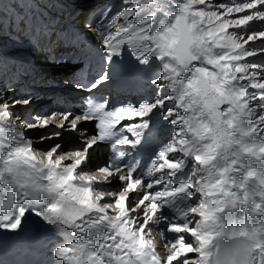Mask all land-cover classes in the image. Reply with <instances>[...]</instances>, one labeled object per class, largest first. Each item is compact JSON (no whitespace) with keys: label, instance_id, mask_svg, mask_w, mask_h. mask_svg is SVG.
Returning <instances> with one entry per match:
<instances>
[{"label":"snow or ice","instance_id":"obj_1","mask_svg":"<svg viewBox=\"0 0 264 264\" xmlns=\"http://www.w3.org/2000/svg\"><path fill=\"white\" fill-rule=\"evenodd\" d=\"M32 7L12 5L0 26L47 39ZM253 22L264 25V0H121L86 25L89 39L70 37L83 45L77 70L97 65L74 85L90 94L82 103L25 116L34 95L0 87V232L36 217L63 233L51 264H219L225 238L250 241L248 264H264V27ZM9 43L23 47L11 37L0 58ZM118 76L142 98L95 95Z\"/></svg>","mask_w":264,"mask_h":264},{"label":"bare ground","instance_id":"obj_2","mask_svg":"<svg viewBox=\"0 0 264 264\" xmlns=\"http://www.w3.org/2000/svg\"><path fill=\"white\" fill-rule=\"evenodd\" d=\"M51 1L54 2L55 0H28V3L34 5V7L27 10L30 15L34 13L35 15L40 16L44 23L49 25L47 31V40L49 41L55 40L56 34L61 31L59 27L60 23H58L61 21V15L67 14V16H70L69 23H71L72 27L79 31L81 30V32L85 29L84 33L86 34V39H89L88 28L83 26L87 23L89 14L95 13V15L91 16V21H94L95 16L98 14L96 12L101 8L103 9L106 4L119 7L121 3V0H65L70 5H76V8L55 10L50 9V6H48V3ZM24 2L25 0H2V2H0V20L4 19V13L8 12L12 5H20ZM218 2L227 3L229 0H218ZM15 10L20 12L19 8H16ZM20 14L23 13L20 12ZM75 16H77L76 19ZM253 27L259 30L261 27H264V25L253 22ZM11 37H16L18 43L23 47L17 49L9 43V46L3 49L2 58H0V87L9 85L8 87L12 88L18 96L27 95L29 93L32 95H38L29 107L20 109L23 115L29 116L48 112L50 109L57 107H63L65 106V98L76 104L81 99L80 97L84 93H87L83 90L76 89L74 85L77 81L86 83L90 80L95 74L97 65H93L92 71H78V59H73V57L76 56H68L65 58L61 56L63 58L61 60L59 59V54H62V51H60V53L56 52L58 55L55 54V63H51L48 60L47 54L44 52V46H42L46 40L43 35L39 38H35L30 34V30L21 28L19 31H14L11 27L4 28L0 26V43L7 46ZM53 45H56L57 48L58 44H52L51 46ZM57 59H59L61 66H57L59 65L56 63ZM22 63H27L29 66L35 67V71L39 73V76L35 78L36 82L28 85V89L24 87L19 88L13 83L14 79L17 78L16 72ZM55 64L56 67L54 66ZM23 78L26 79L22 80V85L24 82H30V79L27 77L24 76ZM126 81V77L118 76L112 83L101 86L99 91L96 92V96L107 97L115 104L126 101L135 102L141 99L144 93L139 91L135 85L128 84ZM144 87L150 92V89H148L146 85ZM55 96L57 97V100L55 99ZM158 133H160V139H163L164 133ZM29 135L35 139L39 133L33 131L29 133ZM107 150L110 151V146L102 147L100 149V152L98 153L100 159H103V154ZM254 163L257 166L259 165V161H255ZM237 216L243 218L244 214H233L229 216L228 219L233 220ZM250 222L253 225H258L260 221L258 216H254L250 219ZM0 234L4 235L5 240H11L12 235L15 239L28 237L29 242H27V245H18V247L27 250L31 264H37V261L39 260L51 264L54 257H52L51 252L47 249L51 248L52 242H57L58 237H63V233H53L48 228H45L39 223L36 217L30 218L29 224L22 232L2 231ZM165 235L169 234L165 233ZM157 239L158 241H162L163 238L158 237ZM3 244L5 245V241ZM42 245H47V248H42ZM40 251H43V256L37 255Z\"/></svg>","mask_w":264,"mask_h":264},{"label":"clouds","instance_id":"obj_3","mask_svg":"<svg viewBox=\"0 0 264 264\" xmlns=\"http://www.w3.org/2000/svg\"><path fill=\"white\" fill-rule=\"evenodd\" d=\"M251 225V222L249 221ZM256 227V225H252ZM220 244V254L218 258L219 264H248L246 256L250 252L246 253V248H250V241L245 239L229 240L227 238L217 241ZM239 252V255H237Z\"/></svg>","mask_w":264,"mask_h":264},{"label":"rangeland","instance_id":"obj_4","mask_svg":"<svg viewBox=\"0 0 264 264\" xmlns=\"http://www.w3.org/2000/svg\"><path fill=\"white\" fill-rule=\"evenodd\" d=\"M214 2H218V0H214ZM60 62V61H59ZM54 66H56V64L54 65ZM7 86H9V85H7ZM38 95H34V97H37Z\"/></svg>","mask_w":264,"mask_h":264}]
</instances>
